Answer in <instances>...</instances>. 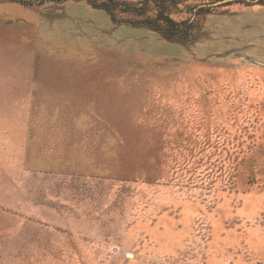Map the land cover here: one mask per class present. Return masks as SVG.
<instances>
[{
	"label": "rangeland",
	"instance_id": "rangeland-1",
	"mask_svg": "<svg viewBox=\"0 0 264 264\" xmlns=\"http://www.w3.org/2000/svg\"><path fill=\"white\" fill-rule=\"evenodd\" d=\"M115 2L0 0V264H264V3Z\"/></svg>",
	"mask_w": 264,
	"mask_h": 264
},
{
	"label": "trees",
	"instance_id": "trees-1",
	"mask_svg": "<svg viewBox=\"0 0 264 264\" xmlns=\"http://www.w3.org/2000/svg\"><path fill=\"white\" fill-rule=\"evenodd\" d=\"M95 8L99 9H105L108 14L112 15L113 17L116 15V11H121V7L119 4L115 2V0H88ZM261 3H264V0H260ZM125 7H127L128 3H124ZM160 10L157 11V14L160 13L161 17H158L157 15L154 16V18L151 19L150 24H153L155 26V29L159 31H165L168 30L171 32L173 36L181 35L184 36L189 25L188 21H181L178 22L174 20L171 17V14L167 12V9L164 7H161L160 5L157 7ZM126 15H130L131 11L128 9H125L123 11Z\"/></svg>",
	"mask_w": 264,
	"mask_h": 264
}]
</instances>
